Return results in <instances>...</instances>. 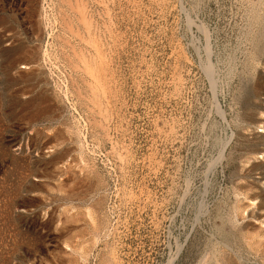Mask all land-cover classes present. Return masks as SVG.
<instances>
[{
    "label": "rangeland",
    "instance_id": "rangeland-1",
    "mask_svg": "<svg viewBox=\"0 0 264 264\" xmlns=\"http://www.w3.org/2000/svg\"><path fill=\"white\" fill-rule=\"evenodd\" d=\"M262 8L0 0V264H264Z\"/></svg>",
    "mask_w": 264,
    "mask_h": 264
},
{
    "label": "bare ground",
    "instance_id": "bare-ground-1",
    "mask_svg": "<svg viewBox=\"0 0 264 264\" xmlns=\"http://www.w3.org/2000/svg\"><path fill=\"white\" fill-rule=\"evenodd\" d=\"M81 1V0H80ZM263 6V5H262ZM83 7V6H82ZM81 7V8H82ZM263 9V8H262ZM264 10V9H263ZM256 13V12H255ZM260 16V15H259ZM254 17V16H253ZM261 19V18H260ZM260 19H259V22H261L260 21ZM257 22H258V20H257ZM85 23V22H84ZM256 24V23H255ZM262 24V23H261ZM263 27V26H262ZM256 28H257V26H256ZM260 28V27H259ZM259 31V30H258ZM252 32V31H251ZM254 33V32H253ZM258 33V32H257ZM253 39V38H252ZM253 55V54H252ZM249 65V64H248ZM85 69V68H84ZM88 69V68H87ZM90 70V69H89ZM257 72V71H256ZM89 74V73H88ZM253 76V75H252ZM264 78V77H263ZM255 81V80H254ZM258 89V88H257ZM94 94V93H93ZM261 137V136H260ZM245 138V137H244ZM243 139V138H242ZM245 152V151H244ZM251 152V151H250ZM257 163V162H256ZM262 175V174H261ZM254 195V194H253ZM264 243V242H263ZM261 244V243H260ZM212 248V247H211ZM212 250V249H211ZM211 252V251H210ZM222 252V251H221ZM219 256V255H218ZM229 259V258H228ZM224 260V259H223ZM220 261V260H219ZM222 262V261H221ZM225 264V263H224Z\"/></svg>",
    "mask_w": 264,
    "mask_h": 264
}]
</instances>
